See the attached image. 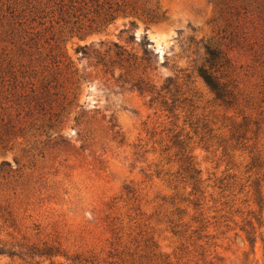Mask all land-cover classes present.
Returning a JSON list of instances; mask_svg holds the SVG:
<instances>
[{"label":"rangeland","instance_id":"1","mask_svg":"<svg viewBox=\"0 0 264 264\" xmlns=\"http://www.w3.org/2000/svg\"><path fill=\"white\" fill-rule=\"evenodd\" d=\"M154 2L163 13L157 24L146 22L138 10L117 16L90 33L63 31L62 63L63 67L68 65V74L77 82L76 100L62 124L48 131L47 141L60 137L67 146L43 148L39 143L46 138L39 137L30 120L21 119L23 132L9 137L5 149L0 147V166L7 163L10 171L0 175V250L15 253L0 254V264H29L28 250L45 246L57 248L67 257L81 256L89 264H264V176L259 178L261 212L252 186L256 176L246 168L247 153L235 151L223 156L217 144L205 149L199 144V134L195 135L189 125L183 126V118L171 122L157 107L149 106L148 97L123 82L116 83L110 73L104 74L96 54L83 57L76 52L90 46L101 57L113 44L135 52L136 44L146 35L159 62L154 63L157 70L151 78L161 84L167 77L189 75L182 91L193 97L195 118L205 117L214 134L224 139L229 137L233 122L240 123L244 116L260 118L263 124L255 148L264 158V84L259 64L253 62L261 44V37L252 30L256 19L251 20L256 24H247L245 36L251 41L243 48H232L229 33L223 32L227 28L225 16L215 0ZM5 25L3 21L0 34L7 31ZM204 46L227 54L232 61L235 93L240 95L236 107L220 106L193 72L202 64ZM2 49L5 56L14 51L4 42L0 43V53ZM23 63L29 64L28 71L36 76L23 81L38 87L42 65L34 57ZM114 73L116 78L119 71ZM79 115L82 118L76 124L74 119ZM111 116L120 132L116 140L107 130ZM172 124L177 130L184 128L183 134L191 138L205 191L199 209L182 204L181 209L187 208V212L179 216L166 215L165 210H172L170 205L162 207L165 210L158 208L163 203L160 199L177 194L192 201L189 189L179 186L174 191L155 175L156 170L176 171L174 150L164 151L170 147L167 130ZM124 188H134L136 199L127 196ZM168 219L180 224L178 234L172 233ZM202 219L206 229L194 234L199 227L197 220ZM259 219L261 227L256 222ZM148 238L156 246L153 254H149ZM33 258L32 264L43 261ZM52 261L69 264L62 257Z\"/></svg>","mask_w":264,"mask_h":264},{"label":"trees","instance_id":"2","mask_svg":"<svg viewBox=\"0 0 264 264\" xmlns=\"http://www.w3.org/2000/svg\"><path fill=\"white\" fill-rule=\"evenodd\" d=\"M215 4L220 14L225 16L227 28L223 32L229 33L227 38L232 48L234 46L243 48L246 41H251L245 34H248V28L252 23L256 24L251 20L256 19L257 26L252 30L261 37V44L254 55L253 62L259 64L264 84V0H215ZM138 10L145 16L146 22L152 24L159 23L163 16V13L159 12L158 3L152 4V0H0V29L4 27L3 21L6 22L5 27H7V31L0 34V39L2 37L0 43H8L12 46L11 51L14 49L6 56L3 54L4 49L0 53V147L5 149L10 140L9 137L22 133L20 120L28 119L31 121V128L36 133H40L39 137L46 138L39 145L56 150L66 148L67 144L60 137L47 141L48 131H54L62 124V119L75 106L76 100L77 82L73 80L72 73L68 74V65L63 67L62 63L63 31L78 35L82 32L90 33L112 22L117 16L135 14ZM240 22L243 23L238 25ZM38 28L41 30L37 31ZM130 39L134 40V36ZM136 45L138 50L132 52L133 50L127 51L113 44L112 49H107L101 57L90 46L79 47L76 52L83 57L92 53L96 54L97 65L101 66L104 74L110 73L116 83L123 82L130 86V90L138 92L140 96L148 97L149 106L157 107L171 122L176 123L179 118H183V126L189 125L193 128L195 135L199 134V144L205 146V149L217 144L218 148L222 149L223 156L235 151L247 153L249 159L246 166L247 172L256 176L252 186L257 195L256 205L262 212L259 178L264 176V158L256 150L255 144L263 121L260 118L252 119L251 116H244L240 123L231 124L227 139L214 134V130L210 128L205 117L195 118L193 113L196 108L192 101L193 97L186 96L187 92L182 91V87L189 82L190 76L182 74L181 78L167 77L161 84L155 82L150 75L157 70V67H153L154 63L158 65L159 62L157 55L149 47L151 43L147 36L143 35L142 40ZM203 49L205 56L202 64L193 72L220 106L236 107L240 95L235 93L237 80L232 77L236 69L232 61L227 54L216 49L205 46ZM33 57L42 65V78L39 80L38 87L36 84L23 81L31 77L36 78L35 74L28 71L30 65L23 63L26 59ZM159 66H163V63ZM115 70L119 71L116 78ZM180 79L182 82H179ZM68 86H73V89L67 88ZM80 118H82L81 115L74 119L76 124ZM109 118L107 130L112 134L113 140H116L120 137V132L112 116ZM177 129L178 127L172 124V128L167 130L170 135L168 139L170 147L164 150H174L172 163L176 166V171L156 170L155 175L173 186L174 191L179 186H182V190L189 189L188 197H192V201L177 194L171 198L160 199L163 203L158 208L164 209L162 207L165 205L171 206V211L164 209L167 216L185 215L187 208L180 207L185 203L191 205L194 210L199 209L205 194L200 171L192 154L191 138L187 133L183 134L184 128ZM8 167L9 164L2 163L0 175L9 174ZM124 190L127 196L136 199L137 191L134 188H124ZM167 221L171 225L172 233L178 234L180 224L172 219ZM256 222L261 227L260 219ZM197 223L199 227L194 234L206 229L203 219L197 220ZM247 225L252 231V224L248 222ZM248 241L251 240L248 238ZM146 242L150 244L149 249H152L149 254H153L152 252L156 249L155 244L151 238H148ZM250 243L254 244V240ZM0 254L15 256L14 252L4 250H0ZM26 255L31 260L29 264H32L33 257L43 259L33 264H43L45 260L51 261L50 264H62L52 261L57 257L64 258L69 264L90 263L81 256L67 257L57 248L46 246L41 249L32 248Z\"/></svg>","mask_w":264,"mask_h":264}]
</instances>
